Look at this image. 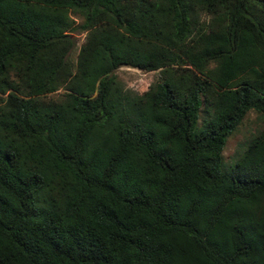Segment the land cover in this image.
Wrapping results in <instances>:
<instances>
[{"label":"trees","instance_id":"obj_1","mask_svg":"<svg viewBox=\"0 0 264 264\" xmlns=\"http://www.w3.org/2000/svg\"><path fill=\"white\" fill-rule=\"evenodd\" d=\"M249 110L264 0H0V264H264V126L222 157Z\"/></svg>","mask_w":264,"mask_h":264},{"label":"rangeland","instance_id":"obj_2","mask_svg":"<svg viewBox=\"0 0 264 264\" xmlns=\"http://www.w3.org/2000/svg\"><path fill=\"white\" fill-rule=\"evenodd\" d=\"M72 15L76 25L82 21V17L80 15ZM71 36L74 37L75 44L69 52V57L74 59L79 46L84 40L85 31H79L76 29L72 30ZM115 74L116 79L124 88H128L136 93H142L157 79L158 70L145 71L136 67L122 65L115 69ZM60 92H62L61 88L55 93H50L49 96L57 97ZM263 126L264 121L259 117L256 111L249 110L245 114L241 123L226 139L222 151L223 163L225 166L233 162L238 157L249 139Z\"/></svg>","mask_w":264,"mask_h":264}]
</instances>
